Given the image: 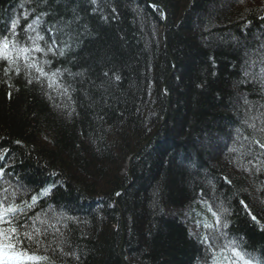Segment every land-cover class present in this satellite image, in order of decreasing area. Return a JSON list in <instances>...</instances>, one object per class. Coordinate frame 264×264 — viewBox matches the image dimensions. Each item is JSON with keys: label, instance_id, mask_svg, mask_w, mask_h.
<instances>
[{"label": "trees", "instance_id": "1", "mask_svg": "<svg viewBox=\"0 0 264 264\" xmlns=\"http://www.w3.org/2000/svg\"><path fill=\"white\" fill-rule=\"evenodd\" d=\"M217 1L213 13L202 16ZM85 4L0 0V30L19 19L21 43L32 35L25 26L46 13L39 31L48 29V43L56 39L57 55L35 57L51 60L45 71L61 69L59 82L69 86L71 99L60 88H48L47 80L29 85L23 73L5 76L6 64L0 62V149L10 159L8 171L29 188L61 181L33 210H57L61 221L71 217L46 222L64 234L57 250L75 253L72 264H121L116 249L123 230L121 252L133 249L137 259L131 264H206L203 224L205 217L214 221L201 200L215 198L232 213L230 237L242 241L254 264H264V171H256L264 168V149L257 143H264V0ZM157 4L166 13V45L163 13L152 6ZM241 45L249 49L245 63ZM157 129L151 144L132 159L129 182L121 174L124 160ZM204 143L218 145L206 150ZM182 155L187 165H173L172 158ZM129 183L117 196L124 229L116 208L103 226L70 213L93 206L87 201L99 191L112 201ZM79 227L85 233H76ZM13 243L0 249V264H17V254L27 250L25 240Z\"/></svg>", "mask_w": 264, "mask_h": 264}, {"label": "snow or ice", "instance_id": "2", "mask_svg": "<svg viewBox=\"0 0 264 264\" xmlns=\"http://www.w3.org/2000/svg\"><path fill=\"white\" fill-rule=\"evenodd\" d=\"M45 15L46 13H40L31 23L25 26L26 33H35V35H27L25 43H21V33L18 31L19 19H13L10 26L0 30V62L6 64L4 75L8 76L9 73L15 72L19 76L23 73L29 85L33 82L43 85L44 81L47 80L48 88L51 89L54 86L60 88L62 94L71 99L69 86H64L59 82L62 70L45 71V66H50L52 61L49 59L37 60L35 57L36 53H43L45 57L48 53L53 56L57 55L56 39L53 38L51 43H48L45 36L39 31V25ZM27 17L28 13H25V18L27 19ZM51 31L49 29V33ZM41 42H44L46 47H42ZM67 50V45L60 47L58 55L64 56ZM116 79L119 80L120 77L117 76ZM64 107H68V105H64ZM74 111L75 109L72 108L68 113L69 116ZM16 143L20 144V141ZM257 143L261 149H264V143L259 141ZM256 171H264V168L257 166ZM6 175L5 168L0 167V179ZM57 175L56 172L51 173L52 177H57ZM225 181L231 183L227 178H225ZM60 184L61 181L54 180L52 184L41 187L38 191L29 188L20 180L15 182L5 180L4 186H0V249L14 248L13 241L17 243L24 240L28 241L27 246L22 245V249L26 247L27 250H22L17 254V264H51V258L57 256V248H54L52 242L48 241V228L36 226L40 214L37 213L32 216L30 213L40 203L50 198L54 189L58 188ZM201 203L214 221V223L207 222V217H205L203 224L206 234L202 237L201 243L205 248L206 264H254L256 258L245 250L242 241L229 235L230 221L228 217L232 213L229 207L225 206L224 201L217 202L213 198V203H209L208 200L202 198ZM240 203L247 209V205L243 200ZM49 209H51V205H49ZM247 214L252 221H257L256 216L252 215L250 211ZM67 219H71V217ZM199 224L198 221V227ZM67 255L69 253H62V256ZM71 255L74 256L75 253H71Z\"/></svg>", "mask_w": 264, "mask_h": 264}, {"label": "bare ground", "instance_id": "3", "mask_svg": "<svg viewBox=\"0 0 264 264\" xmlns=\"http://www.w3.org/2000/svg\"><path fill=\"white\" fill-rule=\"evenodd\" d=\"M84 1L86 2L85 5H91V4H93L94 2H96L98 0H84ZM47 32H48V29L46 27H45L44 30L40 31V33L43 34V35H46ZM32 35H35V33L33 32ZM49 35H51V34H49ZM45 70H46V66H45ZM171 73H170V75H171ZM103 126H102V132H107L108 128L105 125H103ZM111 131L113 132V130H111ZM173 141L176 142V139L174 138ZM168 142H170V141H168ZM171 150H173V145H172V149ZM172 153H173V151H172ZM174 153H175V151H174ZM127 156H129V155H127ZM186 156L187 155H184V156L182 155L180 160H185L186 159V162H188ZM103 159H105V156H103ZM128 161H129V159L126 157V159L124 160L122 168L128 167L126 165V164H128ZM180 162L182 164H184L182 161H180ZM11 172H13V171H11ZM102 173H104V172H102ZM17 176L18 175H14V172H13V174H8L7 175L6 180H9L11 182H15V181H17V178H18ZM100 179H103V177H101V176L98 177V181ZM101 183L105 184L106 183V179H105V181H101ZM122 187L123 188L121 189V191H119L120 194L127 189V187L124 186V185ZM114 194H115V192L113 193V195ZM105 195H107V194H105ZM117 196L115 198H117ZM102 197H105V196L102 193V191H99V194H96V196H94L92 199L87 201V203H90V205H93V206H91V207L90 206H88V207L82 206L81 207L82 209H80L79 207L71 208L70 209V213L73 214L76 218H83V219L85 218V219H89V220L95 219L96 223L99 222L103 226L105 224H108V222H109V213H108V211L109 210H113V209L116 208V212L119 213L118 218L120 219V221L126 220L125 215H123L122 208L120 207V204L118 203L117 199H114V197H112V201L111 200H105L104 201V199ZM97 205H99V206L101 205L102 206L101 209L96 210V209H98V208H96ZM37 213L40 214V218L36 222V225L40 226V227H43V226L46 227V225H47L46 222H51V221L53 222V220L55 222V219L61 221V218H63V216L61 217L60 213L57 210L52 211V213H48L46 211H32L30 213V215L35 216ZM67 217L66 218L64 217V219H62L61 222L64 223V221H66ZM172 217H174V215ZM175 218L177 220L179 219V223L181 224L180 218H177V216H175ZM56 222H58V221H56ZM182 223H184V221ZM105 227H107V226H105ZM57 229L59 230L58 232L56 231ZM66 229L69 230L70 227H66ZM76 233H78V234L85 233V231H82L80 229V227H79V229L76 231ZM86 233H87V231H86ZM59 235L60 236L64 235V234L61 233V227L60 226L56 225L55 227H53L51 229H48V236L53 237V238H49L48 237V239L51 240L52 246L54 248L61 246V243L58 240ZM55 236H56V238H54ZM121 239L122 240H119V241L121 243V248H122V246L124 245V241H123L124 235L121 236ZM25 242H27V244H28L27 240H25ZM61 248H62V246H61ZM61 248H60V250H57V256L53 257L51 259L55 260L59 264H72L73 263V260L71 259L72 255L62 256V253H66V252H64V249H61ZM66 248L67 247H65V249ZM123 251L126 252L124 254L125 256L121 252V249L119 248V246L116 249V254H117L121 264H131V262H133V263L137 262V259L135 258V254L133 252L134 251L133 249L126 248ZM70 259H71V261H70Z\"/></svg>", "mask_w": 264, "mask_h": 264}, {"label": "rangeland", "instance_id": "4", "mask_svg": "<svg viewBox=\"0 0 264 264\" xmlns=\"http://www.w3.org/2000/svg\"><path fill=\"white\" fill-rule=\"evenodd\" d=\"M219 5H220V1H219V2L217 1V3L212 4V6L209 5L208 8H207V10L203 12L202 16H203V15L206 16V15L209 14V13H210V14L213 13L214 7H216V6L218 7ZM207 12H208V13H207ZM241 48H242V49H241V50H242V55L244 56V57H243L244 60H243L242 62L245 63L247 60H249V57H250V55L247 54V52L249 51V49H248V47H245V45H241ZM234 102H236V103L238 102V101H237V98L234 99ZM217 145H218V144H214V143H212V144H210V143H206V144H205V143H204V144H203V146H204V148H205L206 150H208V148H210V149H211V148H212V149H213V148H217ZM209 146H210V147H209ZM171 154H172V156H175V154H173L172 152H171ZM172 156H171V157H172ZM172 161H173V162H172L173 165H175V161H176V163H177L178 161H182V162L184 163V165H187L186 159H185V160H180V159L177 160V159L172 158ZM173 165H172V166H173ZM120 222H121V224H122V229H124V226H123L122 221H120ZM122 232H123V230H122ZM120 240H122V239H121V236H120ZM119 248L121 249V243H120V241H119Z\"/></svg>", "mask_w": 264, "mask_h": 264}, {"label": "water", "instance_id": "5", "mask_svg": "<svg viewBox=\"0 0 264 264\" xmlns=\"http://www.w3.org/2000/svg\"><path fill=\"white\" fill-rule=\"evenodd\" d=\"M172 62L174 63V61L172 60ZM162 88H166V81H164L163 83H162ZM166 116V115H165ZM167 118V116L163 119V121L165 120ZM157 132V131H156ZM156 132H154L152 135H151V137L143 144V146L142 147H144V146H146L150 141H151V138L154 136V134H156ZM131 158H132V156L129 158V161H128V165L130 164L129 162H130V160H131ZM130 175V173H128V176ZM119 191H121V189L119 190ZM124 235V232H122V236Z\"/></svg>", "mask_w": 264, "mask_h": 264}]
</instances>
